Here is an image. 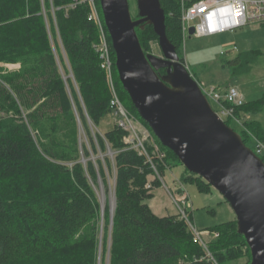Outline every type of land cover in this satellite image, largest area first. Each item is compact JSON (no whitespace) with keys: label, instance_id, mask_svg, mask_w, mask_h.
<instances>
[{"label":"trees","instance_id":"trees-1","mask_svg":"<svg viewBox=\"0 0 264 264\" xmlns=\"http://www.w3.org/2000/svg\"><path fill=\"white\" fill-rule=\"evenodd\" d=\"M95 1L104 23L100 0ZM197 1L160 0L167 37L184 64L182 6ZM90 13L88 0H0V65H19L13 71L0 66V264H106L108 251L109 264H212L205 248L195 241L187 220L180 215L158 216L148 204L170 162H181L140 117L116 67L118 88L131 104L128 111L147 127L166 153L160 159L148 145L157 171L145 155L124 143L127 133L117 125L105 134V139L98 138L99 148L93 138L91 148H83L86 157L91 150L95 154L107 152L108 141L114 151V164L106 157L105 163L97 160L96 165L89 160L84 165L73 149L71 154L61 151L55 138H50L48 146L42 141L43 123L49 118L47 106L57 103L61 113L72 120L76 110L88 136V119L98 125L111 113V92L96 48L99 28L89 20ZM136 31L145 52H149V41L158 40L153 26L144 24ZM111 51L115 63L113 47ZM259 54L245 52L226 62L234 67V75H243L251 71ZM57 56H61L65 75L71 73L75 82L70 77L64 79ZM165 73V69L158 71L160 75ZM28 96L44 101L23 117L18 104L27 106ZM263 110L264 96L235 107L233 116L225 120L229 126L239 122L241 137L251 149L254 141L264 144V126L257 119L247 121L244 117H257ZM114 168L113 223L106 208L101 229V205L93 184L99 177L106 184V169L112 172ZM186 172L189 176H182V181L196 184L203 193L210 192L212 187L205 180ZM154 175L149 188V177ZM209 230L220 233L208 247L218 264L241 259L246 253L251 258L246 239L238 233L237 221ZM100 244L103 255L99 259Z\"/></svg>","mask_w":264,"mask_h":264},{"label":"water","instance_id":"water-1","mask_svg":"<svg viewBox=\"0 0 264 264\" xmlns=\"http://www.w3.org/2000/svg\"><path fill=\"white\" fill-rule=\"evenodd\" d=\"M137 5L134 20L129 0H100L119 80L161 144L230 203L251 251L250 264H264V162L212 108L182 63L167 37L160 0ZM144 24L153 26L162 57L144 52L136 31ZM189 33L194 35V27ZM162 69L166 73L158 74Z\"/></svg>","mask_w":264,"mask_h":264},{"label":"rangeland","instance_id":"rangeland-1","mask_svg":"<svg viewBox=\"0 0 264 264\" xmlns=\"http://www.w3.org/2000/svg\"><path fill=\"white\" fill-rule=\"evenodd\" d=\"M88 3L90 4V0H88ZM94 4L98 8L95 0ZM129 5L132 18L134 20L139 19L137 0H129ZM149 44V52H145L143 48L144 52L162 57L163 54L158 40L152 39L149 41ZM252 50H260V54L257 61L252 65L251 71L243 75H234V67L228 65L226 61L232 60L239 54ZM181 56L185 59V64L188 66L194 79L199 82L200 86L216 87L223 91L231 86L237 87L244 96L246 102H255L264 96V22L249 23L247 26L228 34L208 37H187L184 39L181 46ZM57 58L59 70L61 74H63L64 79L66 80L67 77H70L74 81L71 73L65 75L61 65V56H57ZM62 58L67 68L70 69L68 58L63 50ZM0 66L10 71L19 69L18 64L2 63ZM115 84L119 99L126 108L130 109L131 104L127 95L118 88L117 83ZM6 88L9 90L8 86H6ZM14 99L19 103L17 97ZM25 100L28 103L27 106L24 107L20 105V103L18 104L23 117H26V114L29 112L28 110L31 111L39 108L40 104L44 101L40 100L39 97L32 96L25 97ZM51 101L56 103V100L54 99ZM210 103L216 112L220 111L219 106L216 103ZM46 110L49 111V118H46V121L43 123L42 141L47 146L50 138H55L60 142L61 151L71 154V149H73L74 154L77 155L78 153L81 155L80 162L84 165H86L89 160H92L96 165L97 160H101L105 163L106 157H109L114 164V151H112L108 141H105L108 148L107 152L98 151V154H95L91 150V155L89 157L84 156L83 153L84 146H87L89 149L91 148L90 141L92 138L95 140L98 147V138L105 139V134L114 128L116 125V118L113 114L110 113L105 115L98 125H94L92 121L88 119L91 132V136H88L85 133L79 114L76 113V110L73 120L69 115H63L61 113L57 103L52 106H47ZM244 119L247 121L257 119L264 126V110L257 117L246 115ZM135 120L137 123H140L138 125L139 127L143 128V130L147 129V127L136 117ZM52 127H55V131ZM231 128L241 135L242 126L238 122L234 124L232 123ZM75 130L77 131L76 135L74 133ZM48 133H51L50 137L49 135L47 136ZM255 144L256 142L254 141L253 146ZM128 147L131 148L130 146ZM67 165L72 166L73 164L68 162ZM167 167L168 168L165 170L163 177L159 178L161 180V186L156 187L153 190L154 197L148 201V204L158 216L180 215L183 205L181 204L179 207L176 201L186 197L191 202V206L187 208L183 207L187 211L186 220L189 229L194 236L200 240L203 246L206 245L209 247V243L214 238L220 236L218 231H211L209 229L217 227L223 223L237 221L235 212L230 203L214 188H211L209 193H203L196 184L186 182L185 180L182 181V176H189L183 165L170 162V165ZM106 172V184L100 177L97 180V184H93L101 205V229L106 208H109L110 215L111 213L114 215L116 207V197L114 192L116 169L114 168L112 172L106 169ZM192 176L196 177L194 175ZM155 177V175L149 177V184L155 180ZM245 251L246 249H244V252ZM98 253L99 259L102 258L103 249L101 244L99 245ZM250 260V256L246 253L241 259L230 260L224 264H250ZM106 264H109V251L107 253Z\"/></svg>","mask_w":264,"mask_h":264},{"label":"built area","instance_id":"built-area-1","mask_svg":"<svg viewBox=\"0 0 264 264\" xmlns=\"http://www.w3.org/2000/svg\"><path fill=\"white\" fill-rule=\"evenodd\" d=\"M91 13L89 20L94 21L100 33V42L96 46L100 54L101 68L106 72V79L111 92L110 109L111 114L116 118V125L124 130L127 135L124 137L125 143L131 148L137 150L140 155H145L152 163V156L148 151V144L153 148L152 154L160 159L165 158L166 153L162 151L148 129L139 127L135 117L123 105L116 92V79L114 77V67H116L112 58V44L109 33L104 27L102 17L98 11L94 0H90ZM253 22H264V0H199L190 6H182V35L183 39L190 37L189 30L194 27L193 36L208 37L225 33H233L238 29L247 26ZM203 93L210 102L219 106L217 112L225 121L233 116L235 107H240L246 103L244 96L237 87L231 86L225 91L216 87L201 86ZM227 105H230L228 107ZM237 122V121H236ZM239 123V122H238ZM256 144L252 150L264 162V144L255 141ZM156 170L155 165L152 163ZM157 171V170H156ZM150 188L151 185L148 184ZM175 200V199H174ZM180 207L187 208L191 202L184 197L176 201ZM181 208L180 216L186 220V209ZM195 241L200 242L195 236ZM203 246V244H201ZM207 251L208 261L212 264H218L213 255L208 251V246H203Z\"/></svg>","mask_w":264,"mask_h":264},{"label":"crops","instance_id":"crops-1","mask_svg":"<svg viewBox=\"0 0 264 264\" xmlns=\"http://www.w3.org/2000/svg\"><path fill=\"white\" fill-rule=\"evenodd\" d=\"M225 34H228V33H225ZM220 35H222V34H220ZM252 51H260V50H252ZM248 52H250V51H248ZM240 55V54H239ZM187 66V65H186ZM187 68H188V66H187ZM189 69V68H188ZM191 73V72H190ZM191 75H192V73H191ZM193 76V75H192Z\"/></svg>","mask_w":264,"mask_h":264}]
</instances>
